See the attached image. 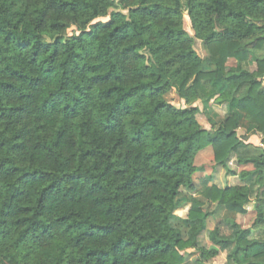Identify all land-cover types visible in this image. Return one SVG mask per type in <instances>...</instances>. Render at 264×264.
Returning a JSON list of instances; mask_svg holds the SVG:
<instances>
[{
  "label": "trees",
  "instance_id": "trees-1",
  "mask_svg": "<svg viewBox=\"0 0 264 264\" xmlns=\"http://www.w3.org/2000/svg\"><path fill=\"white\" fill-rule=\"evenodd\" d=\"M263 49L264 0H0L1 264H183L188 249L198 264L216 257L197 248L208 218L198 206L186 238L173 224L209 147L216 166L231 154L252 166L240 177L253 176L255 224L264 222ZM171 91L187 107L168 103ZM215 107L225 118L210 131L196 115ZM243 120L261 137L257 154L240 153ZM251 194L206 192L238 214ZM230 232L208 239L231 245L233 264H264V239L236 223Z\"/></svg>",
  "mask_w": 264,
  "mask_h": 264
},
{
  "label": "rangeland",
  "instance_id": "rangeland-1",
  "mask_svg": "<svg viewBox=\"0 0 264 264\" xmlns=\"http://www.w3.org/2000/svg\"><path fill=\"white\" fill-rule=\"evenodd\" d=\"M115 2V1H114ZM117 2H115L116 4ZM184 29L190 35L193 34L190 26V22L186 14H184ZM72 31H69L70 35ZM194 50L197 55L204 61L208 59V53L199 40H195ZM257 58H264V49L256 51ZM236 63L233 59H228L226 67H233ZM246 70L252 71L255 69L254 62H247L242 65ZM205 72L211 71V68L206 64L203 65ZM261 83L264 86V77L261 78ZM165 100L177 108L187 107L185 103L178 98L174 91L169 92L165 96ZM198 104V102H197ZM217 114H213L210 118H206L203 113L196 115L198 123L207 130H215L218 123L225 118V109L222 107H215ZM241 141L244 143L240 149V153L245 156L258 153V148H263L261 145V137L254 131V128L249 126L246 120H243L237 130ZM237 157L234 154L228 156L225 167L216 166L213 159L212 148H207L197 154L194 159V165L196 172L193 175V181L195 184L194 192H187L182 190L183 193H189L193 198L191 205H188L185 209L178 212V218L173 222L174 226L179 229L182 237L186 238L187 230L190 223L187 219V214L190 208L198 206L202 212L208 214L206 221L205 231L197 239V248H204L206 250L216 249L218 254L216 257L202 261V264H233L228 255L232 246L229 245L226 248L214 247L209 239L208 232L214 228L220 230L222 236H229L231 231V225L236 223L241 228L249 229L251 231V239H264V222L255 224L256 213L254 211V205L256 203V183L253 176L242 180L240 177L243 171L252 170V166H239L236 161ZM246 185L251 190L250 203L245 206V213L238 214L226 211L224 208L217 206L215 203L208 201L206 192L210 186H216L218 188H224L226 186ZM184 263L183 264H198L196 261L198 252L195 249H188L183 252ZM242 264H246L241 260ZM1 264V260H0Z\"/></svg>",
  "mask_w": 264,
  "mask_h": 264
}]
</instances>
